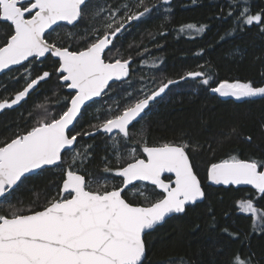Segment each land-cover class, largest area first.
<instances>
[{"label": "trees", "instance_id": "16d2710c", "mask_svg": "<svg viewBox=\"0 0 264 264\" xmlns=\"http://www.w3.org/2000/svg\"><path fill=\"white\" fill-rule=\"evenodd\" d=\"M135 1L139 0H89L83 8L86 16L77 24H61L46 35L49 42L78 51L93 42L96 35L102 36L106 24L126 18L130 8L133 12H143L145 6L152 9L127 23L105 53L108 61L131 57L130 77L114 82L100 99L89 104L73 134L92 133L94 126L118 114L127 104L168 80L176 81L130 128L129 140L118 134L119 163H110L117 152L110 135L99 132L79 136L76 146H84L83 154L87 153L81 159V173L92 190L105 183L108 190L119 188L122 178L114 171L105 172V166L113 170L125 166L132 160L131 149H135L137 157H144L145 145L186 144L205 199L171 215L146 235L147 256L142 264H233L237 256L250 264H264V223L257 220L254 224L252 215L240 210L238 203L251 200L264 212V194L248 187L214 186L207 177L211 164L232 155L264 165V96L237 100L211 91L223 80L264 86V25H244L238 20L245 6L250 9L248 14H264V0H243L235 7V0H169L167 4L143 0V6ZM97 12L99 15H95ZM189 24L205 27L203 31L184 27ZM93 29L97 31L93 33ZM13 30L9 22L0 20V46ZM58 66V59L48 55L0 74L2 101L13 98L30 79L45 71L50 73L18 108L0 113V146L26 133L43 116H58L65 110V98L74 93L58 79ZM188 72L205 75L188 78ZM204 78H210L209 85L202 84ZM70 151L64 153L58 166L23 178L0 200V214H29L59 198L62 167L71 162ZM123 195L131 204L147 206L161 198L162 191L140 182Z\"/></svg>", "mask_w": 264, "mask_h": 264}, {"label": "snow or ice", "instance_id": "6c2138e0", "mask_svg": "<svg viewBox=\"0 0 264 264\" xmlns=\"http://www.w3.org/2000/svg\"><path fill=\"white\" fill-rule=\"evenodd\" d=\"M86 2L0 0V20L10 22L14 29L0 46V70L20 65L30 57H45L46 53H50L58 58L59 66L55 69L58 79L75 92L70 98H65V110L58 116H43L26 133L0 146V198L10 194L27 174L62 163L63 154L73 149L79 136L91 135L88 132L73 134L86 102L102 96L110 81H123L129 76L131 57L106 61L105 53L110 51V46L127 23L152 11L149 7L145 6L143 12H126V18L121 21L113 20L106 24L102 36L96 35L93 42L78 51L57 47L45 40L46 32L58 22L74 26L84 18ZM161 2L167 4L169 0ZM242 2L235 0L233 6ZM138 6H143V0H139ZM123 7L127 8V5ZM249 11L247 6L240 10L238 20L242 24L253 25L255 22L264 25V14H248ZM95 15H99V12ZM184 27L203 31L205 26L197 28L189 24ZM261 30L264 31V28ZM96 31L93 29V33ZM204 75L203 72L186 74L188 78ZM49 77L50 73L45 71L37 78L30 79L10 102L7 99L0 101V110L21 102ZM201 82L209 85L210 78H204ZM174 83L176 81L168 80L94 127L106 134L116 132L123 140H129V129L133 122ZM211 91L237 99L264 96V86L255 87L251 82L240 80H223ZM113 147L117 149L116 159L119 163L121 157L115 139ZM186 147V144L172 143L153 147L145 145L142 148L145 158L137 157L135 149H131L129 154L132 160L125 166L115 170L105 166V172L114 171L116 176L122 178L123 187H112L111 190H108L106 183L98 184L95 190L90 189L85 176L69 167L64 171L59 198L49 200L42 210L30 214H19L17 211H12L9 216L0 214V264H142L145 256L143 234L169 214L184 212L186 204L195 203L204 196ZM86 155L74 152L72 164ZM260 167L264 165L255 159H239L232 155L211 164L207 177L215 184L251 185L264 194V171L259 170ZM165 172L174 173V181L166 183L161 178ZM133 181L151 182L162 190L161 198L147 206L127 202L122 192ZM238 203L240 210L252 215L254 224L257 220L264 223V212L257 209L251 200ZM233 264L250 262L237 256Z\"/></svg>", "mask_w": 264, "mask_h": 264}, {"label": "water", "instance_id": "95a60500", "mask_svg": "<svg viewBox=\"0 0 264 264\" xmlns=\"http://www.w3.org/2000/svg\"><path fill=\"white\" fill-rule=\"evenodd\" d=\"M89 0H87V2H88ZM86 2V3H87ZM27 18V17H26ZM80 21V20H79ZM10 23V22H9ZM78 23V22H77ZM77 23H75V24H77ZM61 24H66V25H68L66 22H58V24L57 25H53V27H52V29L51 30H48V32H46V34H45V40L49 43V44H53V43H51V42H49L48 40H47V38H46V35L49 33V32H51L52 30H54L57 26H59V25H61ZM68 26H73V25H68ZM122 32V31H121ZM120 32V33H121ZM119 33V34H120ZM57 46V45H56ZM57 47H59V46H57ZM111 47V46H110ZM71 51V50H70ZM107 52V51H106ZM48 55H51L50 53H46V55H45V57H37V59L38 60H43L44 58H46ZM53 56V55H52ZM54 57V56H53ZM54 58H56V57H54ZM31 59H34V58H29V60L28 61H30ZM56 59H58V58H56ZM28 61H24V62H22V64H20V65H12V66H10L8 69H5V70H0V74H3L4 72H7V71H9V70H12V69H14V68H17V67H19V66H21V65H23L24 63H26V62H28ZM106 61H108V60H106ZM132 63H133V59H131V63H130V67H129V76L127 77V78H125L124 80H127L129 77H130V75H131V65H132ZM123 80V81H124ZM62 82V81H61ZM115 82H121V81H115ZM62 83H64V82H62ZM114 82H109V87L111 86V84H113ZM109 87L105 90V93H106V91L109 89ZM37 88V86L34 88V90ZM168 89H169V87H168ZM168 89H166L165 90V92L163 93V94H161V96L160 97H157L153 102H151L150 103V105L148 106V108H146L145 109V111H144V113H142V115H141V117L140 118H138V120L137 121H135V122H133V124L130 126V128L135 124V123H137V122H139L144 116H145V114L148 112V110L151 108V106L158 100V99H160L161 97H163L164 96V94L167 92V90ZM34 90H31L30 91V93L21 101V102H19L18 104H16V105H13L11 108H5V109H3V110H0V113H2L3 111H5L6 109H15V108H18L28 97H29V95L34 91ZM67 90L68 91H71V92H73L74 94H75V92H74V90H72V89H68L67 88ZM104 93V94H105ZM103 94V95H104ZM102 95V96H103ZM102 96H100V97H95V98H93V100L92 101H89V102H86V106L82 109V113H83V111H84V109L89 105V104H91L92 102H94L95 100H98V99H100ZM15 97V96H14ZM14 97L13 98H11V99H7L9 102L12 100V99H14ZM3 101V100H2ZM82 115V114H81ZM80 115V116H81ZM80 118V117H79ZM78 118V119H79ZM77 123V122H76ZM76 123H75V125H76ZM130 130V129H129ZM99 132H102V133H104L102 130H100V131H97V129L96 130H94L91 134L92 135H94V134H96V133H99ZM104 134H106V133H104ZM114 134H116V132H113L112 134H108V135H110V136H112V135H114ZM77 141H78V138H77ZM76 144H77V142H76ZM76 144L74 145V147L73 148H75V146H76ZM149 147H153V146H149ZM72 150V149H71ZM186 150V149H185ZM67 152V151H66ZM186 153H187V155L189 156V160H190V163L192 164V166H193V163H192V160H191V158H190V155H189V153H188V151L186 150ZM64 155V154H63ZM63 160V159H62ZM50 167H52V166H47V167H45V168H50ZM56 167V166H55ZM44 169V168H43ZM42 169H40V170H36L35 172H33V173H31V174H27L26 175V177L27 176H29V175H33V174H36V173H38L39 171H41ZM259 170H262V171H264V167L263 168H259ZM193 171L195 172V169H194V166H193ZM79 174H81V173H79ZM195 174H196V172H195ZM81 175H83V174H81ZM197 175V174H196ZM166 176H171L173 179H172V181H174V179H175V175H174V173H167V172H165V173H163L162 174V179L167 183V182H169L168 180H166L165 179V177ZM197 177H198V179L200 180V178H199V176L197 175ZM23 179V178H22ZM85 179H86V177H85ZM140 182H144V183H147V184H150V185H152L151 184V182H148V181H133L132 182V184L131 185H129L126 189H128L130 186H132L133 184H137V183H140ZM210 182V184H212V185H214V186H225V187H228V186H230V185H233V186H235V187H248V188H253V189H255L253 186H251V185H245V184H241V185H234V184H230V185H223V184H215V183H213V182H211V181H209ZM200 183H201V188H202V190H203V192H204V196L202 197V198H200L199 200H197L195 203H189V204H186L185 205V209L187 208V206H189V205H194V204H196V203H200V202H202L204 199H205V190H204V187H203V185H202V182H201V180H200ZM121 187H123V185L121 186ZM125 189V190H126ZM124 190V191H125ZM160 191H162L161 189H159ZM124 191L122 192V197L127 201V199L124 197V195H123V193H124ZM4 197H2V198H0V200H2ZM128 202V201H127ZM130 203V202H129ZM133 205H136V204H133ZM140 206H146V205H140ZM30 214V213H29ZM177 214H180V213H172V214H169L168 216H166L165 217V219L162 221V222H160V223H158V224H156L155 226H154V228L153 229H151V230H147L144 234H143V240H144V243H145V256L143 257V260H142V263H143V261L145 260V258H146V256H147V247H146V242H145V237H146V235L149 233V232H151V231H153L156 227H158V226H160V225H162V224H164L165 222H166V220L171 216V215H177Z\"/></svg>", "mask_w": 264, "mask_h": 264}, {"label": "rangeland", "instance_id": "374dc122", "mask_svg": "<svg viewBox=\"0 0 264 264\" xmlns=\"http://www.w3.org/2000/svg\"><path fill=\"white\" fill-rule=\"evenodd\" d=\"M137 4H139V1H135ZM130 11H129V13L131 14V12H133L134 11V9H129ZM30 82V81H29ZM230 82H232V81H230ZM151 93V92H150ZM150 93H148V94H150ZM147 94V95H148ZM16 95V94H15ZM223 97H232V96H223ZM256 97H258V96H256ZM232 98H234V99H237V98H235V97H232ZM241 99H245V98H241ZM237 100H239V99H237ZM112 139H110V141H111V143L113 144L114 143V139L118 142L119 141V137H118V133H116V134H114V135H112V136H110ZM85 150V147L84 146H80V145H77L75 148H73L71 151H70V153H69V155H68V157L70 158V160H71V162L69 163V165H67V166H64V167H62V171H65L66 169H68L69 167H71V169L73 170V171H77V172H79V173H81V159L80 160H77V162L75 163V164H72V156H73V153L74 152H79V153H81V154H83L84 151ZM116 155H117V152H114L113 153V158H111L110 159V163H116L117 162V159H116ZM120 155V154H119ZM121 156V155H120ZM83 157V156H82ZM82 174V173H81ZM109 181V179H105V181L104 182H108Z\"/></svg>", "mask_w": 264, "mask_h": 264}, {"label": "flooded vegetation", "instance_id": "af4514ba", "mask_svg": "<svg viewBox=\"0 0 264 264\" xmlns=\"http://www.w3.org/2000/svg\"><path fill=\"white\" fill-rule=\"evenodd\" d=\"M145 156H146V154H145ZM145 156L144 157H141V158H145Z\"/></svg>", "mask_w": 264, "mask_h": 264}]
</instances>
